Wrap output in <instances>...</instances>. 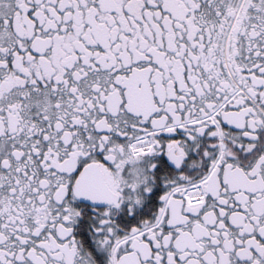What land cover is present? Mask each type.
Returning <instances> with one entry per match:
<instances>
[{
    "label": "snow or ice",
    "instance_id": "snow-or-ice-1",
    "mask_svg": "<svg viewBox=\"0 0 264 264\" xmlns=\"http://www.w3.org/2000/svg\"><path fill=\"white\" fill-rule=\"evenodd\" d=\"M0 264H264V0H0Z\"/></svg>",
    "mask_w": 264,
    "mask_h": 264
}]
</instances>
